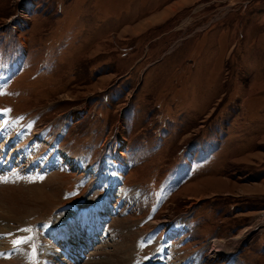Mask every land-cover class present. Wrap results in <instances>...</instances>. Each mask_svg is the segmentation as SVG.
Here are the masks:
<instances>
[{
    "label": "rangeland",
    "instance_id": "rangeland-1",
    "mask_svg": "<svg viewBox=\"0 0 264 264\" xmlns=\"http://www.w3.org/2000/svg\"><path fill=\"white\" fill-rule=\"evenodd\" d=\"M0 175V264H264V0H0Z\"/></svg>",
    "mask_w": 264,
    "mask_h": 264
},
{
    "label": "bare ground",
    "instance_id": "bare-ground-1",
    "mask_svg": "<svg viewBox=\"0 0 264 264\" xmlns=\"http://www.w3.org/2000/svg\"><path fill=\"white\" fill-rule=\"evenodd\" d=\"M8 128V127H7ZM9 129V128H8ZM7 129V130H8ZM41 134V133H40ZM13 154H14V152H12V153H10V156H9V158L10 157H12L13 156ZM50 159V158H49ZM8 161H9V159H8ZM49 162H51L50 160H48ZM116 163V162H115ZM115 163L112 165V167L114 168V165H115ZM6 165V164H5ZM107 166V165H106ZM124 166V162L123 161H119V163H117L116 164V166H115V170H116V172L117 173H119L120 174V172L123 170V168L125 167H123ZM17 168V167H16ZM24 170V169H23ZM108 171V170H107ZM109 172V171H108ZM119 174H118V177H119ZM1 176V175H0ZM116 177V176H115ZM100 178H103V176H101ZM113 179V178H112ZM120 179V178H119ZM118 180V179H117ZM117 182V181H116ZM119 182H120V180H119ZM115 183V182H114ZM27 190V189H26ZM3 191V190H2ZM1 193V192H0ZM42 194V193H41ZM44 195V194H43ZM5 196V195H4ZM4 196L2 197V198H4ZM106 202H108V200H106V201H102L101 203H99L101 206L103 205H105V209H103V211L104 212H101V208H100V205H98V208L97 209H94V210H92L91 212H86V211H84V210H82V211H79L78 213H77V217H80V216H84V214H90V218L92 219L93 217H94V215H96L95 213H98L99 215V218L97 219V218H95V220H97L96 222H97V224L99 225H101L102 224V222H101V220H103V217L102 216H104L105 215V211H107V207H106ZM5 203V202H4ZM16 208V207H15ZM92 208V207H91ZM17 210V209H16ZM3 211V210H2ZM89 211V210H88ZM8 212V211H7ZM6 212V213H7ZM15 212V211H14ZM15 214H16V212H15ZM3 215V214H2ZM97 216V217H98ZM11 217V216H10ZM22 218L24 217V216H21ZM27 217V216H26ZM0 218H3V216H0ZM16 218V217H15ZM4 219V218H3ZM86 219V218H85ZM87 220V219H86ZM180 221V220H179ZM0 223H3V221H0ZM65 223V222H64ZM179 222H177V226H175L174 228L175 229H170V230H168L166 233H167V237L168 236H171V235H175V234H180V235H182V233L184 232V229L183 228H178V227H180L179 225ZM180 225H183L184 226V224H183V222L181 221L180 222ZM6 226V225H5ZM2 227V228H1ZM4 226H1V224H0V232H5V231H16V229H14V227H11L10 226V224L9 225H7V228H3ZM261 227H264V212H262L261 214H259L257 217H256V219H255V221H253L252 222V224L248 227V228H246V230H244L240 235H238V238H234V240H233V242L231 243V245H230V249H225V253L227 252H232V251H234V250H236L241 244H242V242L243 241H245L249 236H250V234L252 233V232H254L255 230H257V229H259V228H261ZM70 228V229H69ZM75 228V226H74V223H73V220H69V221H67L65 224H63V225H56V226H54V228H51V229H48V232L49 233H52L54 236L56 235V233H58L59 231H60V238H59V244H61V243H65L66 245H67V252L66 251H64V252H62L63 254H64V256H66L69 260L70 259H72L73 258V261H74V263H77V260L80 258V248H76L75 250H77V252L78 253H76V254H74V256H77V258L76 257H74V256H71V254L73 253L71 250L69 251V249H68V246L70 247V246H73V245H79V244H81L83 247H85L86 245H87V240H91L93 237H95L96 235H97V233H96V231H97V229L98 228H96V224H95V226L93 227V229H91V228H89L88 229V232L90 233L91 231H92V237L90 236V237H86L85 235H84V233L81 231V228H80V230L78 229V230H73ZM67 230V231H66ZM75 231V234L73 233V231ZM70 231H72V233L70 232ZM81 231V232H80ZM69 232L72 234H69ZM8 233V232H7ZM7 233H0V234H7ZM74 235V236H73ZM6 237V236H5ZM24 237H27L26 235L24 236ZM59 237V236H58ZM81 237H82V239L83 238H85V240L86 241H82L81 240ZM125 238V237H124ZM2 239V238H1ZM29 239V238H28ZM126 239V238H125ZM16 240V239H15ZM42 240V239H41ZM2 241V240H1ZM0 241V242H1ZM20 241V240H19ZM30 241V240H29ZM40 240H38L37 241V244H38V242H39ZM48 242L49 240H43V242ZM33 242V241H32ZM14 244V243H13ZM36 244V245H37ZM129 244L130 243H128V240H124L123 242H120L118 245H117V252H115L114 250V252H112V253H108L107 254V256L108 257H104L105 259H100L101 261H102V263L103 264H126V262L128 263L129 262V258H130V251H128V246H129ZM172 245H175V242H172ZM8 246V245H7ZM42 247V244L41 245H39V247H38V251L40 250V249H42L41 248ZM220 247H222V245L220 244V246H219V248ZM116 248V247H115ZM132 248V247H131ZM224 248V247H223ZM20 250V249H19ZM41 251H43V250H41ZM54 251L56 252V248L54 247ZM54 251L53 250H51V253L47 250V251H44V252H46L45 254H46V258H47V261H39V263L38 264H53L52 262H53V259H52V253H54ZM38 254H39V252H37V254H36V260H37V256H38ZM49 256V257H48ZM128 256V257H127ZM2 257V256H1ZM16 256H14V258H15ZM45 257V256H44ZM7 258V257H6ZM13 258V257H12ZM14 258H13V260H14ZM63 258V257H62ZM192 258V257H191ZM4 259V258H3ZM43 259V258H42ZM121 259V260H120ZM128 259V260H127ZM11 260V259H10ZM16 260V259H15ZM15 260H14V262H15ZM35 260V261H36ZM64 260V259H63ZM69 260H67V259H65V261H63L65 264L69 261ZM99 260V261H100ZM187 260H189V259H187ZM60 261H62V260H60ZM90 261V260H89ZM98 261V260H97ZM12 262V261H11ZM17 262V261H16ZM63 263V264H64ZM85 263H87V262H85ZM98 263H100V262H98ZM131 263V262H130ZM185 263V262H184ZM25 264V263H24ZM34 264H36V263H34ZM69 264V263H68ZM87 264H94V261L92 260V261H90V262H88ZM97 264V263H96ZM101 264V263H100ZM186 264V263H185Z\"/></svg>",
    "mask_w": 264,
    "mask_h": 264
},
{
    "label": "snow or ice",
    "instance_id": "snow-or-ice-1",
    "mask_svg": "<svg viewBox=\"0 0 264 264\" xmlns=\"http://www.w3.org/2000/svg\"><path fill=\"white\" fill-rule=\"evenodd\" d=\"M22 231H29V229H23ZM18 243V242H17Z\"/></svg>",
    "mask_w": 264,
    "mask_h": 264
}]
</instances>
